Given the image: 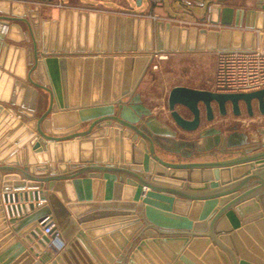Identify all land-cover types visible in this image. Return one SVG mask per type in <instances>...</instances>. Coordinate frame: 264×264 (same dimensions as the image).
<instances>
[{"label": "water", "instance_id": "1", "mask_svg": "<svg viewBox=\"0 0 264 264\" xmlns=\"http://www.w3.org/2000/svg\"><path fill=\"white\" fill-rule=\"evenodd\" d=\"M30 1L21 15L0 11L7 27L0 31V229L11 224L0 264H171L159 251L163 241L174 246L175 264H264V126L259 141L235 131L221 144L218 131H206L216 136L211 147L179 134L197 130L204 113L214 119V108L225 115L231 106L239 116L244 105L250 116L254 107L264 115V88L229 93L176 85L168 96L174 127L137 91L156 54L255 48L264 0L257 8L174 1L219 29L64 7L47 19ZM246 35L254 41L243 43ZM82 109L94 111L56 124V113ZM98 187L106 200H120L123 191L133 200L104 204L124 206L121 226H133L125 236L112 233L115 245L89 227L93 215H83L86 196ZM52 223L64 242L54 257L43 233Z\"/></svg>", "mask_w": 264, "mask_h": 264}, {"label": "crops", "instance_id": "2", "mask_svg": "<svg viewBox=\"0 0 264 264\" xmlns=\"http://www.w3.org/2000/svg\"><path fill=\"white\" fill-rule=\"evenodd\" d=\"M16 2H22L21 4L23 6H25V3L27 2V0H15ZM13 1V2H15ZM175 0H159V5L158 6H154L152 5V3L150 1H148V3L146 4L145 1L143 2L141 7H138L135 3V0H129V2L127 3L125 0H40V1H34V3H37L39 5H44L48 4L50 6H52L53 9H49L50 13H52L51 18H57L58 17V11L60 8H78V9H85V10H89V11H101V12H108L111 14H116V15H125V16H139V17H151L154 19H162V20H169V21H178V22H182L184 23V25H197V26H201L203 25L205 28L207 29H219L220 25H213L212 23H210L209 21H201L198 17L199 16H189L187 14H185L187 17L183 16V10L174 2ZM259 0H233L231 3L233 5H238L245 8H257V6H255V2L258 3ZM10 0H8V4ZM166 4H168V6H166ZM43 6V7H44ZM50 8V7H49ZM4 11L7 10V6L4 3V0H0V11L2 10ZM24 13V12H23ZM22 14V13H20ZM208 23V24H206ZM212 24L213 26L209 25ZM232 29H241V30H245V28H236L234 26H230ZM4 28V26L0 24V31H2ZM255 33L257 34V36L259 37L260 34H264V31H255ZM16 36L19 37V33H14ZM261 34V35H262ZM228 37V35H226V38ZM241 36L240 34H237L235 36V41L238 43L241 40ZM254 41V37L250 36V35H246L244 38L243 43L245 44H250ZM3 41L0 40V47L2 45ZM13 52V51H12ZM219 52V51H217ZM114 54H116V52H114ZM171 54H176V53H171ZM2 55V54H1ZM1 55H0V62H1ZM4 82H5V78L4 76L1 79V75H0V96H2V94L4 93L3 88H4ZM215 83V81H214ZM144 84V81L141 82L140 86H142ZM179 85H184V86H188V87H193V88H203V89H208V90H215V88L213 89L210 85L208 86H195V85H189V84H179ZM142 97H143V102L146 105H151L146 103L145 98L146 95L144 93H142ZM157 105V104H156ZM153 113L154 114H158V110H164L166 109L164 107V105L160 106V108H158V106H154L153 105ZM184 116L189 117V113L190 111L187 108H183V110H179ZM166 113L167 110L165 111ZM248 117L246 122H254V118L253 117ZM163 120H165L164 118H161ZM257 119H264V115L263 117H257ZM203 131L201 136L202 139L201 140L203 143H201L203 146L205 147H211L214 146L215 143V138L216 136L213 134H205ZM252 139L259 141V137H252ZM103 149V148H102ZM234 173H238V169L234 170ZM232 175H233V171H232ZM12 182L16 181V180H11ZM94 187V186H93ZM90 188V192L91 194L93 193V189H95V187ZM30 188H28L27 186L24 188H13V191L16 192H22V191H28ZM84 191L85 194L88 193V188L84 187ZM95 192V191H94ZM0 194H2L0 192ZM88 195L86 196L88 200L85 205V210L83 211V215H93L90 220H88V223L93 224L94 226H89L91 227L92 230H96L99 231L98 236L100 238L103 239L104 236L109 237V239H111L113 245H115V242L113 241L111 235L112 233H122L123 236H125L126 234L130 233L132 231V224H128L126 226H121L122 225V220L125 217H128L126 215L127 210L124 206L121 205H108L105 206L104 204H118V203H122L123 201H133V200H124V197H129L128 195L125 194V192H121L120 194V200H117L114 196V194L112 196H110L112 200H106V196H105V188L101 189V187H98L97 189V194H95L94 196ZM137 195V193L135 194ZM134 198V197H132ZM142 202V198H140V200H138L137 203H141ZM93 204H98V206L95 207H91L90 205ZM175 209V208H174ZM8 228H11V224H8ZM0 229V250L7 248L10 243L11 240L7 239V234L5 233L7 231V229ZM123 229L125 231V233H123ZM125 234V235H124ZM63 239V238H62ZM117 244V243H116ZM163 245V249L159 250L161 251L162 255H164V257H166V260L168 259L171 264H175L176 260L178 258H176V260H170L171 259V255H173L175 253V249L174 246L171 245L168 242L163 241L162 243ZM58 247V246H57ZM64 247V246H63ZM186 248V246H185ZM184 248V249H185ZM161 249V248H160ZM49 252L52 253V257H54L58 251L55 250V248L53 246H49L48 250ZM158 254V253H157ZM36 259H40V257H37ZM51 261V259L47 260L44 262V264H47Z\"/></svg>", "mask_w": 264, "mask_h": 264}, {"label": "rangeland", "instance_id": "3", "mask_svg": "<svg viewBox=\"0 0 264 264\" xmlns=\"http://www.w3.org/2000/svg\"><path fill=\"white\" fill-rule=\"evenodd\" d=\"M15 0H10V4H8V0H4L5 5L7 6V10H2L1 13L6 15H21L26 11L25 6H23L22 2H13ZM34 1L31 0L30 4L33 6ZM40 1V0H39ZM152 5L158 6L159 0H150ZM145 3H148V0H145ZM42 5L43 17L44 18H51L52 13L49 14L50 10L53 9L52 6L45 4ZM168 6V4H166ZM255 6L257 3L255 2ZM50 7V8H49ZM184 17H187L183 14ZM172 24L175 25H184L182 22L178 21H171ZM12 22H7L5 24H11ZM208 24V23H206ZM213 26L212 24H209ZM190 26V25H185ZM200 27H204L201 25ZM23 45V43H20ZM176 53V54H171ZM217 51H180V52H168V53H159L156 54L151 66L145 73L144 77L142 78L141 82L144 81L142 86H138L137 91L141 94L144 93L146 95L145 101L151 109L154 106L164 105L166 109L158 110V116L164 118L168 121V124L172 127L175 126L170 111L168 109V96L170 90L179 84H189L195 86H208L210 85L213 89L215 88V69H216V62H217ZM162 56V58H161ZM164 56V57H163ZM6 57V49L1 55V64L5 63ZM4 60V61H3ZM10 67V63L8 65ZM1 70L3 67L0 66ZM5 71V70H4ZM6 79V77L4 76ZM142 96V94H141ZM143 99V97H142ZM145 104V103H144ZM157 104V105H156ZM146 105V104H145ZM179 110H183V106L177 107ZM153 110V109H152ZM167 110L168 113L165 111ZM191 117V113L188 114ZM247 115L241 114L240 116L236 117L230 111L227 115H220L219 113L215 112V117L212 120H207V118L203 115L202 122L200 127L194 131H183L179 130L180 135H184L188 139L196 140L198 143H203L202 139V132L205 131L208 127H218L223 130V134H227V127L225 125L229 123L238 122L240 123V128L247 131L251 137L258 138V127L264 126V119H257V117H263L261 113H255L252 117L254 118V122H246L248 117ZM206 134V132H204ZM200 143V144H201Z\"/></svg>", "mask_w": 264, "mask_h": 264}, {"label": "built area", "instance_id": "4", "mask_svg": "<svg viewBox=\"0 0 264 264\" xmlns=\"http://www.w3.org/2000/svg\"><path fill=\"white\" fill-rule=\"evenodd\" d=\"M261 34L257 46L253 49L225 50L217 53L216 91L238 93L264 88V34ZM54 226L52 223L44 227L43 233L50 236V246L58 251L64 246V242Z\"/></svg>", "mask_w": 264, "mask_h": 264}, {"label": "flooded vegetation", "instance_id": "5", "mask_svg": "<svg viewBox=\"0 0 264 264\" xmlns=\"http://www.w3.org/2000/svg\"><path fill=\"white\" fill-rule=\"evenodd\" d=\"M241 110H242V114L245 113L247 116L252 117V116H250V115L248 114L247 109H246V107H245L244 105L241 106ZM229 111H230L233 115H235L231 106H228V112H227L225 115H227V114L229 113ZM214 112H217V113L220 114L218 108H214ZM258 112H259L258 108H257V107H254V114H255V113H258ZM259 113H260V112H259ZM203 115L206 117V114H205V113H204ZM220 115L222 116V114H220ZM235 116L238 117V115H235ZM239 116H240V115H239ZM225 126L227 127V134H223V130H222L221 128L213 127V126L208 127V128L206 129V131H209V132H211V133H215L216 131H218V134L221 136V138H220V143H221V144H223V143L225 142V138H226L228 135H230L231 133H233V132H235V131H238V132H245V133L248 135V138H249L250 140H254V139H252V137L250 136V134H249L247 131H245V130H243V129L240 128V123H238V122L229 123V124H227V125H225ZM257 132H258V130H257ZM213 135H215V134H213Z\"/></svg>", "mask_w": 264, "mask_h": 264}, {"label": "bare ground", "instance_id": "6", "mask_svg": "<svg viewBox=\"0 0 264 264\" xmlns=\"http://www.w3.org/2000/svg\"><path fill=\"white\" fill-rule=\"evenodd\" d=\"M3 26L4 28L2 31H4V29H7L5 25ZM93 111L94 110L91 109H82L79 112H74V111L60 112V113H56L54 115V118L57 125H67L75 121L79 114L83 116H89L90 114L93 113Z\"/></svg>", "mask_w": 264, "mask_h": 264}]
</instances>
